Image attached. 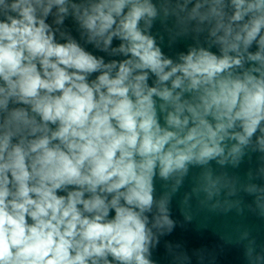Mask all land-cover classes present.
<instances>
[{
	"label": "clouds",
	"instance_id": "1",
	"mask_svg": "<svg viewBox=\"0 0 264 264\" xmlns=\"http://www.w3.org/2000/svg\"><path fill=\"white\" fill-rule=\"evenodd\" d=\"M165 35L192 43L172 57ZM255 153L245 182L227 171ZM193 169L181 227L194 205L264 218V0H0V264H158ZM237 232L221 239L264 264Z\"/></svg>",
	"mask_w": 264,
	"mask_h": 264
},
{
	"label": "water",
	"instance_id": "2",
	"mask_svg": "<svg viewBox=\"0 0 264 264\" xmlns=\"http://www.w3.org/2000/svg\"><path fill=\"white\" fill-rule=\"evenodd\" d=\"M65 25L71 30L72 35L79 39V35L75 31L73 21L70 18L65 21ZM152 33L157 36L163 34V28L159 21L154 24ZM116 43L118 42L114 41V45ZM190 43H192L190 39H182L169 46L167 36L165 35L161 47L167 55L175 57L178 52L186 51ZM86 48L96 55H104L106 60L120 58L108 57L106 54L93 49L91 45H87ZM258 157V153L250 154V156L245 157L238 168H228L227 171L231 175L239 177L241 182H245L247 180L246 174L249 170L255 171L260 166L261 162ZM213 166L216 167L214 162ZM198 171V169L192 170L190 176L185 180L184 185L173 197L171 203L172 218L178 221V225L170 235L161 238L158 247L153 251L152 258L158 264H171V257L165 247L166 242H171L172 244H182L189 255H191L194 249H206L215 255V264H246L243 256V246L236 245L235 243H226L225 240L221 239V236H224L226 240L235 239L238 237L237 228L241 230L247 229L250 231L251 236L255 237L257 245H264V218L249 211L247 207H245L242 215L237 214L235 210L226 215H212L206 211L199 210L194 205L191 209V212L195 215L194 219L190 223L184 224L183 227L180 226L181 223H184V218L180 213V201L184 194L190 191L192 176ZM253 182L261 184L264 183V180H255ZM162 185L163 182L157 179L155 182L157 196L164 191ZM240 198H242L245 205L250 204L253 200L252 196L243 192L240 193ZM193 264H196L195 258H193Z\"/></svg>",
	"mask_w": 264,
	"mask_h": 264
}]
</instances>
